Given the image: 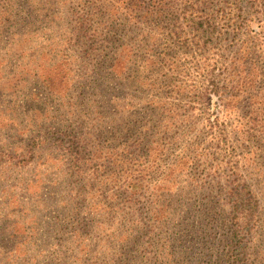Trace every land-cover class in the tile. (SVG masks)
<instances>
[{
	"label": "rangeland",
	"instance_id": "obj_1",
	"mask_svg": "<svg viewBox=\"0 0 264 264\" xmlns=\"http://www.w3.org/2000/svg\"><path fill=\"white\" fill-rule=\"evenodd\" d=\"M222 1L233 5L226 22L232 26L215 39L211 53L216 59L244 57L236 63L237 77L246 75L243 83L257 98L252 107L240 98L231 118L223 117L225 149L211 140L203 107L163 121L160 141L163 165L190 154L164 187L170 198L165 206L178 209V216L187 210L201 230L212 223L202 240L207 249L230 237L225 194L231 183L248 187L258 199L254 236L264 239V123L253 121V111L264 103V0ZM86 3L0 0V264H155L181 221L176 216L151 229L146 196L136 203L123 187L131 172L124 168L134 161L143 165L140 152L127 154L149 117L138 100L144 97L141 87L114 80L110 59L121 43L142 45L150 28L118 23L116 30L101 26L96 34L77 19ZM166 25L156 34L172 31ZM167 38H157L149 53L155 57L152 70L161 85L158 96L168 95L165 103L182 110L200 84L196 67L204 57ZM206 211L211 221L200 216ZM215 244L218 256L230 255L229 248L221 252L224 242ZM254 245L246 252L249 261L264 264V250L258 255ZM203 254L200 264H212V252Z\"/></svg>",
	"mask_w": 264,
	"mask_h": 264
},
{
	"label": "trees",
	"instance_id": "obj_2",
	"mask_svg": "<svg viewBox=\"0 0 264 264\" xmlns=\"http://www.w3.org/2000/svg\"><path fill=\"white\" fill-rule=\"evenodd\" d=\"M85 1L88 3H86L87 6L83 11L88 10L89 13L83 14L82 11L77 19L79 24H85L87 21L86 24L94 26L96 28L94 33L96 34H98L97 30L101 26L109 25L110 30L114 31L116 30L114 25L118 23H125L135 29L150 28L148 34H145L141 40L143 46L124 42L114 47L109 66L111 77L114 80H130L128 84L134 86L136 90L141 87L144 97L141 96L138 100L144 103L141 109L149 117L148 121L140 126L141 131L136 138L138 141H135L134 146L132 145L128 150V156L140 152L144 162L142 166L136 165L135 167L134 161L131 166L128 165L124 168V172L131 171L124 179L125 193L129 195L130 199L140 200L146 196L147 202L151 206V217L149 219L153 224L151 229L163 228L171 222L169 220H173L178 216V209L167 210L165 206L166 199L170 198L163 194L164 187L169 184L170 179L175 178L173 174L184 165L190 154L185 155L184 153L179 156L170 165L171 167L162 164L165 152L160 141L164 135L163 133L166 132L162 122L172 120L173 116H177V111H186V115H191L194 114V108L200 109V107H203L204 123L209 130L211 140L216 142L217 147L225 149L227 133L224 129L223 117L228 118V120L231 118V110L238 104L240 98L245 97L248 107H252V100L257 98L249 92V88L246 86L247 83H243L246 75L237 77L239 72L236 70L239 69L236 63L242 61L244 57L235 53L231 59L222 56L216 59L213 57L215 53H211L214 50L215 39L219 35L227 33L232 26V24H226V22L231 20L230 15L233 11V5L227 3V6H223L222 2L224 1L222 0ZM227 7L230 9L228 12L226 11ZM167 23L171 24L172 31L169 30L164 35L156 34L158 30L161 32L166 31ZM112 33L116 35V33ZM157 38H167L176 44H180V49H192L196 55H203L204 57L203 62L198 61L196 67L200 76L199 87L196 85L194 95L189 97L188 102L185 103L186 106L182 110L176 103H165L164 100L168 98L166 97L168 95L158 96L157 90L159 87L161 88V85L156 77L157 72L153 71L156 65L155 57L149 54L155 52L153 48L157 44ZM119 39H122V37ZM150 40H154V42L147 44ZM112 41L113 37L110 39V42ZM145 47L149 49L145 50ZM168 56L169 54L166 55V57ZM210 58L213 61L207 62L206 60H210ZM242 65L244 66V63ZM162 67L165 68V66ZM48 70L46 68L45 73H48ZM142 70H144V73L147 71L148 76L143 73L144 77L141 78L139 73ZM175 92L177 96L180 90L177 89ZM263 106L264 103L261 101L256 110L253 111L255 114L253 121L264 123ZM134 167L136 169H133ZM228 191L225 198L228 205L230 237L225 240L222 238V240L215 243L221 246V242H224L221 252L229 248L230 255L218 256L220 251L217 250L218 245L216 246L215 243L209 249L205 247L203 243L205 241L202 240H205L208 236L205 230H212V223L201 230L200 227L190 222V217L187 216L189 215L188 211L181 210L175 222L181 221L176 223L174 229L167 236V241L165 240L164 244L163 238L157 241L159 244H167V247L155 264H200L204 256L203 253L207 250L212 252V257L209 258L212 264H254L249 261L250 259L247 256L248 246L255 243L253 248L260 251L258 255H263L264 250V239H261V237L256 239L254 236L255 224L253 221L258 214V199L248 187L241 183H231ZM187 196L188 193H186V198ZM136 203H141V200H136ZM184 203L189 205L190 199L185 200ZM185 207L187 209V206ZM208 213L210 212L206 211L201 213L200 216L205 221H211ZM165 220L169 222L164 223ZM144 228L147 229V227ZM203 233L206 234L203 235ZM152 244H155V242H152ZM214 255H217V257L212 260ZM222 258H224V262L226 261L225 263L221 260Z\"/></svg>",
	"mask_w": 264,
	"mask_h": 264
}]
</instances>
